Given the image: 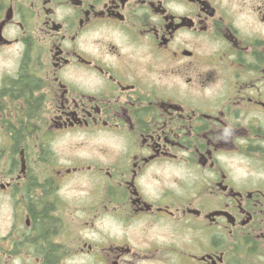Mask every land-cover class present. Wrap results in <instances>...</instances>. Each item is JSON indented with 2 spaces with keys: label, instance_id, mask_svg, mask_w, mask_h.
Instances as JSON below:
<instances>
[{
  "label": "flooded vegetation",
  "instance_id": "af4514ba",
  "mask_svg": "<svg viewBox=\"0 0 264 264\" xmlns=\"http://www.w3.org/2000/svg\"><path fill=\"white\" fill-rule=\"evenodd\" d=\"M1 197L0 264H264V0H0Z\"/></svg>",
  "mask_w": 264,
  "mask_h": 264
},
{
  "label": "rangeland",
  "instance_id": "374dc122",
  "mask_svg": "<svg viewBox=\"0 0 264 264\" xmlns=\"http://www.w3.org/2000/svg\"><path fill=\"white\" fill-rule=\"evenodd\" d=\"M80 139H82L79 136H74L71 140H67L63 143H61V148L66 149H73V150H79L82 148V146L78 145ZM9 213V207L8 204L5 202L2 197L0 198V234H2L5 230V219Z\"/></svg>",
  "mask_w": 264,
  "mask_h": 264
}]
</instances>
